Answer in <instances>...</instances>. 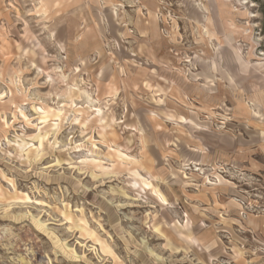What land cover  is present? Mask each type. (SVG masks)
<instances>
[{
    "label": "clouds",
    "instance_id": "1",
    "mask_svg": "<svg viewBox=\"0 0 264 264\" xmlns=\"http://www.w3.org/2000/svg\"><path fill=\"white\" fill-rule=\"evenodd\" d=\"M0 264H264V0H0Z\"/></svg>",
    "mask_w": 264,
    "mask_h": 264
}]
</instances>
